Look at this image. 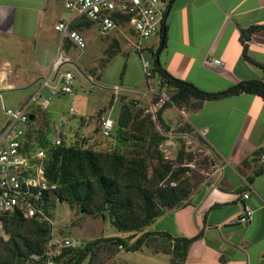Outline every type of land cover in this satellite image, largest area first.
I'll return each instance as SVG.
<instances>
[{
    "label": "crops",
    "instance_id": "obj_1",
    "mask_svg": "<svg viewBox=\"0 0 264 264\" xmlns=\"http://www.w3.org/2000/svg\"><path fill=\"white\" fill-rule=\"evenodd\" d=\"M68 1L0 0V132L10 121L5 108L22 106L54 73L55 47L61 42L55 25L70 21L85 37L100 27L68 9ZM168 6L167 42L158 59L164 53L162 64L172 74L211 92L264 79V0H169ZM255 26L263 28L244 42L243 31ZM160 41L147 43L145 49L154 53ZM73 47L69 41L63 44L68 54ZM142 96L150 99L149 94ZM169 109L165 118L178 125L189 122L202 137L205 143L181 134L205 145L212 169L197 183L193 178L190 196L146 229L174 237L201 234L179 264H264V171L255 172L264 164V100L247 92L206 100L200 109L185 111L183 120L170 118ZM247 205L254 210L251 222L232 223ZM116 257L117 264H173L170 253L145 245L121 250Z\"/></svg>",
    "mask_w": 264,
    "mask_h": 264
},
{
    "label": "trees",
    "instance_id": "obj_2",
    "mask_svg": "<svg viewBox=\"0 0 264 264\" xmlns=\"http://www.w3.org/2000/svg\"><path fill=\"white\" fill-rule=\"evenodd\" d=\"M169 8L170 6L165 11L152 75L158 77L160 89L157 92L165 91L169 100L156 112L146 113L144 118L141 116L145 109L137 107V100L124 101L117 123L115 122L108 136L113 137L110 150H95L85 137L75 142H68L62 137L60 145H53L49 141L53 126H38L34 118L36 111L31 114L25 145L32 153L37 149L45 150V175L49 188L35 199L43 214L25 217L22 212L16 211L1 216L3 232L9 237L5 239V236L0 235V264H34L47 258L46 246L53 237L51 210L57 202L76 205L84 213L109 217L119 231L127 232L128 235L99 238L84 246L64 248L53 256L54 264H93L102 249L114 248L113 252L117 254L121 250L136 251L144 245L154 252L170 253L173 264L186 260L191 245L201 234L174 237L169 232L146 229L165 210L186 200L193 190L191 181L186 178L188 168L183 166L182 149H179L176 161L170 162L165 160L160 148L172 128L164 113L173 106L186 111L198 110L206 100L221 99L243 92L257 94L264 100V79H252L224 91L211 92L172 74L158 61V53L167 42L166 21ZM263 26L243 31V41ZM114 45L107 60L120 51L117 40ZM260 67L264 74V65ZM157 100L158 94L152 98L153 102ZM175 131L179 134H191L205 143L189 122L179 124ZM126 148L130 151H126ZM187 155L190 156L187 157L189 160L193 158L191 153ZM247 162L244 161L243 164ZM263 171L264 164L255 172L259 174ZM172 181L176 185H172ZM24 231L27 232L24 234ZM34 254L39 258H34Z\"/></svg>",
    "mask_w": 264,
    "mask_h": 264
},
{
    "label": "rangeland",
    "instance_id": "obj_3",
    "mask_svg": "<svg viewBox=\"0 0 264 264\" xmlns=\"http://www.w3.org/2000/svg\"><path fill=\"white\" fill-rule=\"evenodd\" d=\"M168 3L169 0L164 1L163 6L167 8ZM67 11L69 10L67 9ZM130 37L129 32H126L123 28L102 33L99 27L94 26L86 35V47L83 49L71 48L69 55L73 58V63H65L61 67L60 74L71 71L74 75L73 92L52 96L50 94L51 88L44 86L41 94L43 97H50V104L43 109L38 102L34 103L33 110L38 115L35 123L44 128L59 124L63 134L61 136L65 137L66 141H81L85 137L95 150H110L113 146V137L102 135L101 116L111 117L117 123L123 102L135 99L138 101L137 107L145 109L141 116V118H144L145 114L152 110L149 98L143 97L142 94H149L152 99L156 97V93L150 92L151 87H154L156 91L160 89L158 77H147L144 67V61H148L152 68L155 66L158 49L154 51V54L149 49H145L140 53L129 44ZM116 39L120 40L123 46L110 60H107L109 59V52L115 48L114 41ZM159 41L160 35H156L147 40L144 46L146 47L147 43L152 42L159 44ZM56 45L57 48L55 47V49L58 52L59 43ZM127 49L130 50L126 51ZM48 51L49 49L46 57H48ZM160 58L161 63H164V53ZM53 81L51 82L52 86H61L60 76H57ZM116 87H119L120 90H117ZM71 107L75 109V113L70 112ZM179 110L176 108L169 109V117L174 116L175 119L179 117L182 120L185 119L186 110ZM153 118H155V115ZM166 120H169L168 122L172 128L160 148L164 153L165 160L170 162L176 161L179 149H182L183 166L188 168L186 178L191 181L193 187V178L197 180V183L205 178L212 169L208 161L209 152L204 144L197 142L193 137L183 136L175 131L178 123L174 124L167 118ZM125 150L130 151L129 148ZM187 153H191L193 156L191 160L187 158L190 157ZM177 164H174V167H177ZM51 211L53 212L52 224L55 239L70 237L79 245L84 246L88 242L99 238L125 237L128 235L127 232L119 231L111 223L109 217L84 213L76 205L71 206L66 202H57ZM147 228L151 229V226ZM0 235L5 236V239L9 237L4 232ZM49 245L50 241L46 249ZM113 249H102L93 264H114L117 254L113 252ZM56 252L58 251L53 250L50 256L59 254ZM52 258L53 263H55L54 257Z\"/></svg>",
    "mask_w": 264,
    "mask_h": 264
},
{
    "label": "built area",
    "instance_id": "obj_4",
    "mask_svg": "<svg viewBox=\"0 0 264 264\" xmlns=\"http://www.w3.org/2000/svg\"><path fill=\"white\" fill-rule=\"evenodd\" d=\"M164 0H71L66 3L68 9H75L93 23L100 25L102 33H108L113 29H125L134 40L130 39L134 49L142 53L145 49V42L151 37L160 35L166 8L163 6ZM55 29L61 33L57 57L54 61V73L44 79L43 86H50V94L58 96L73 92V78L71 71L60 74L61 67L65 63H73V58L63 50L65 41H69L72 46L83 49L87 45L86 37L79 30L71 26L70 21H60L55 25ZM129 39V37H127ZM216 63H221L216 59ZM147 77L153 75L152 65L144 61ZM61 78V86H52L51 82L57 77ZM120 90L119 87H116ZM158 100L153 102L150 98L151 110L156 112L166 101L168 94L163 91L158 93ZM38 102L44 109L50 104V97H43L41 91L31 96L22 106L17 108H5V113L10 117L8 125L0 132V234L3 232L1 216L6 213L20 211L25 217H33L36 214H43L37 207L35 199L42 192L49 188L45 175V150L37 149L29 152L25 145L27 132L31 124V114L34 113L32 105ZM71 113L75 109L71 107ZM37 119V112L34 115ZM101 132L104 137H108L115 125V121L108 116H101ZM62 129L59 124L53 126L50 135V143L60 145L62 139ZM264 159V155L262 156ZM172 185H176L174 181ZM249 197V192L243 194ZM254 210L248 205L244 212L232 223H242L244 225L251 222ZM79 244L70 237L50 240V245L46 249L47 258L41 263L34 264H54L51 252L60 253L64 248H74ZM38 259V255H33Z\"/></svg>",
    "mask_w": 264,
    "mask_h": 264
},
{
    "label": "water",
    "instance_id": "obj_5",
    "mask_svg": "<svg viewBox=\"0 0 264 264\" xmlns=\"http://www.w3.org/2000/svg\"><path fill=\"white\" fill-rule=\"evenodd\" d=\"M160 52H161V49H160V51H159V53H158V58H159V54H160ZM159 61V60H158Z\"/></svg>",
    "mask_w": 264,
    "mask_h": 264
}]
</instances>
